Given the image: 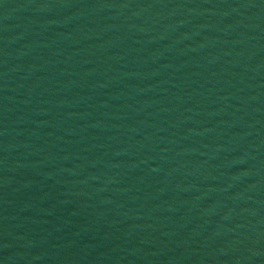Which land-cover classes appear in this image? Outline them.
Returning <instances> with one entry per match:
<instances>
[{
  "label": "water",
  "instance_id": "95a60500",
  "mask_svg": "<svg viewBox=\"0 0 264 264\" xmlns=\"http://www.w3.org/2000/svg\"><path fill=\"white\" fill-rule=\"evenodd\" d=\"M0 264H264V0H0Z\"/></svg>",
  "mask_w": 264,
  "mask_h": 264
}]
</instances>
